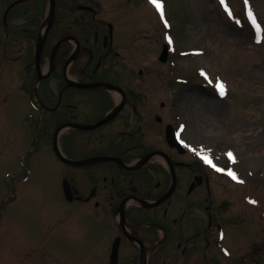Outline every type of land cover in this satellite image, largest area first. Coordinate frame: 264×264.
Returning <instances> with one entry per match:
<instances>
[{"label": "flooded vegetation", "instance_id": "obj_1", "mask_svg": "<svg viewBox=\"0 0 264 264\" xmlns=\"http://www.w3.org/2000/svg\"><path fill=\"white\" fill-rule=\"evenodd\" d=\"M129 2L0 0V123L1 107L24 111L20 133L60 177L45 247L90 252L83 264H259L209 166L169 142L188 143L175 101L132 68Z\"/></svg>", "mask_w": 264, "mask_h": 264}, {"label": "rangeland", "instance_id": "obj_2", "mask_svg": "<svg viewBox=\"0 0 264 264\" xmlns=\"http://www.w3.org/2000/svg\"><path fill=\"white\" fill-rule=\"evenodd\" d=\"M157 2L163 15L153 0L129 2L139 30L132 33L138 36L132 68L145 71L139 82L152 99H174L190 153L211 160L217 195L228 202V212L238 214L240 230L248 227L262 245L264 0ZM167 41L171 53L162 62ZM1 110L9 116L0 125V264H83L90 252L45 247L48 224L57 217L52 211L63 209L59 173L43 164L41 152L31 151L34 140L20 133L27 132L24 111L11 105ZM258 261L264 264V245Z\"/></svg>", "mask_w": 264, "mask_h": 264}, {"label": "snow or ice", "instance_id": "obj_3", "mask_svg": "<svg viewBox=\"0 0 264 264\" xmlns=\"http://www.w3.org/2000/svg\"><path fill=\"white\" fill-rule=\"evenodd\" d=\"M153 2L156 3L157 8L160 9V11H161V15H163L162 6L157 2V0H153ZM221 3H224V0H221ZM246 3H247V0H246ZM249 15H250V16L252 15L251 11H249ZM253 23H255V19H253ZM220 95H221V96L224 95V86H223L222 84L220 85ZM231 155H232V154L229 153V156H230V157H231ZM205 161H206L207 163L211 164V160H210L209 158L205 157ZM217 170H218V171H222L221 169H217ZM229 175H232L234 179L236 178L234 173L229 172Z\"/></svg>", "mask_w": 264, "mask_h": 264}, {"label": "water", "instance_id": "obj_4", "mask_svg": "<svg viewBox=\"0 0 264 264\" xmlns=\"http://www.w3.org/2000/svg\"><path fill=\"white\" fill-rule=\"evenodd\" d=\"M167 56H168V47L165 46L164 51H163V53L161 55V59L162 60H166L167 59ZM171 142H174L175 143L176 142L175 138H172ZM176 144H177V142H176Z\"/></svg>", "mask_w": 264, "mask_h": 264}]
</instances>
